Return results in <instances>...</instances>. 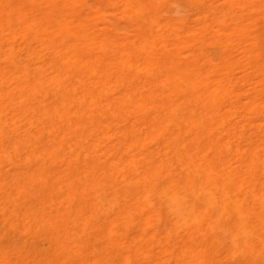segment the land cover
<instances>
[{
	"label": "bare ground",
	"instance_id": "bare-ground-1",
	"mask_svg": "<svg viewBox=\"0 0 264 264\" xmlns=\"http://www.w3.org/2000/svg\"><path fill=\"white\" fill-rule=\"evenodd\" d=\"M201 1L0 0V264H264V4Z\"/></svg>",
	"mask_w": 264,
	"mask_h": 264
},
{
	"label": "rangeland",
	"instance_id": "rangeland-1",
	"mask_svg": "<svg viewBox=\"0 0 264 264\" xmlns=\"http://www.w3.org/2000/svg\"><path fill=\"white\" fill-rule=\"evenodd\" d=\"M224 0H212V5H219ZM240 2L246 3L248 5L256 6V5H263L264 0H239ZM170 6H168V10L176 15L177 17L193 20L195 16L197 17L200 5H202L201 0H169ZM197 11V12H196ZM196 13V14H195ZM258 16L261 20H264V13H258ZM260 20V21H261ZM259 32V31H257ZM259 32V34L263 33Z\"/></svg>",
	"mask_w": 264,
	"mask_h": 264
}]
</instances>
